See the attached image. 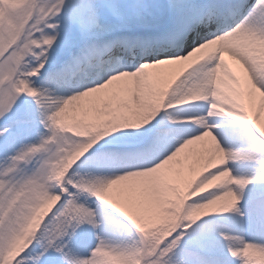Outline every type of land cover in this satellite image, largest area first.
<instances>
[{
  "label": "snow or ice",
  "instance_id": "6c2138e0",
  "mask_svg": "<svg viewBox=\"0 0 264 264\" xmlns=\"http://www.w3.org/2000/svg\"><path fill=\"white\" fill-rule=\"evenodd\" d=\"M0 264H264V0H0Z\"/></svg>",
  "mask_w": 264,
  "mask_h": 264
}]
</instances>
